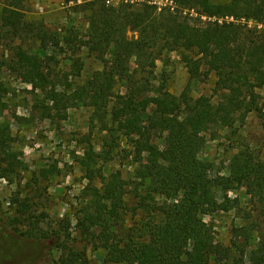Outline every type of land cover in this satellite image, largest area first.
Listing matches in <instances>:
<instances>
[{"label":"trees","instance_id":"obj_1","mask_svg":"<svg viewBox=\"0 0 264 264\" xmlns=\"http://www.w3.org/2000/svg\"><path fill=\"white\" fill-rule=\"evenodd\" d=\"M24 2L4 0L0 35L30 32ZM174 2L175 12L148 3L108 5L104 0H85L80 7L89 24L86 39L81 46L73 33L66 39L75 48L74 75L79 77L83 71V62L76 57L78 47L97 54L104 69L84 85L59 86L41 67L39 55L22 49L8 66L21 73L33 92L46 88L42 91L58 118L66 120L74 106L93 109L91 124L104 135L101 152H86L80 158L90 183L100 173L99 162L130 159L131 181L117 172L103 178L102 188L90 184L86 189L90 193L79 224L85 231L97 229L85 232L86 239L98 241L105 249L106 263L246 264L248 259L250 264H264V160L242 152L230 159L227 175L214 176L213 164L201 158L209 138L244 123L250 114L259 117L264 130V28H260L264 0ZM180 9L194 11L198 17L183 16ZM128 32L138 38L130 39ZM48 37L54 47H60L57 37L44 34L40 55L46 54ZM166 53L179 55L190 82L214 74L215 98H196L189 86L179 97L171 93L169 75L156 78L158 61ZM9 139L0 128V179H9L24 167ZM43 173L48 178L52 172ZM243 189L255 210L244 212L249 227L239 232L251 236L252 227L259 231L257 248L249 258L245 250L234 252L219 242L213 225L206 221L221 212L241 211V200L230 193ZM130 202L149 218L137 234L123 233L121 225ZM14 204L15 229L38 238L42 221L33 216L25 199L18 197ZM56 247H63L68 255L55 264H80L84 259L82 252L65 244Z\"/></svg>","mask_w":264,"mask_h":264},{"label":"rangeland","instance_id":"obj_2","mask_svg":"<svg viewBox=\"0 0 264 264\" xmlns=\"http://www.w3.org/2000/svg\"><path fill=\"white\" fill-rule=\"evenodd\" d=\"M91 1V0H86ZM108 5L121 2L141 4L155 2L160 9L178 8L174 0H104ZM216 3H229L231 0H213ZM85 0H25L24 21L30 32L22 36L0 35V128L9 135V145L16 150L24 163L23 169L9 179H0V264H55L63 256L64 249L56 247L65 244L69 250L80 251L84 259L80 264H108L105 262V249L94 239H86L85 232H96L93 227L84 228L79 224L90 191L88 186L103 187V178L121 172L123 179L131 181L133 166L129 160L117 157L111 162H99L100 169L90 183L80 165V158L86 152H101L103 133L91 124L93 109L88 106H74L67 111V119L56 116L52 103L42 90L33 92L32 85L19 72H14L8 64L17 60L16 54L22 49L29 54L39 55L41 67L59 86H81L96 72L104 69V64L95 53L86 47H78L76 57L83 62L81 76L73 71L74 46H68L66 39L73 33L76 43L81 46L89 28L88 20L80 7ZM4 0H0V15ZM183 16L198 17L194 11L182 10ZM207 21V18H203ZM250 27L254 23H249ZM264 28V25L260 26ZM32 30V31H31ZM57 37L60 47H54L48 37L46 54L40 55L43 45L41 36ZM40 35V36H39ZM130 39L138 34L128 32ZM111 59L112 57H108ZM156 78L169 75L168 88L180 96L189 86L194 97L215 98L217 78L214 74L193 82L185 64L177 53H166L158 61ZM134 66V63H132ZM158 82V80L156 81ZM53 116H51L52 114ZM249 152L264 160V130L256 114H250L244 123H236L233 128L222 130L216 139L209 138L201 158L214 166V176L227 175L229 161L239 153ZM57 168V169H56ZM44 170L52 172L48 178ZM25 199L31 206V213L42 221L38 238L21 235L12 224L16 217V198ZM231 198L241 200V211L221 212L206 221L214 227L216 238L224 246L237 252H249L257 248L258 230L252 227L251 236L242 235L241 228L249 227L244 222V212H254L245 190L230 193ZM130 202L129 211L121 225L126 231L137 234L149 218ZM254 214V213H253ZM27 230V226H20ZM246 230V229H244ZM247 231V230H246ZM63 246V245H62ZM247 263L250 264L248 259Z\"/></svg>","mask_w":264,"mask_h":264},{"label":"built area","instance_id":"obj_3","mask_svg":"<svg viewBox=\"0 0 264 264\" xmlns=\"http://www.w3.org/2000/svg\"><path fill=\"white\" fill-rule=\"evenodd\" d=\"M148 4H150V5H156L155 2H151V1L148 2ZM160 10H161V9H160ZM228 20H229V19H228ZM231 21H233V20H231ZM220 22H222V21H220Z\"/></svg>","mask_w":264,"mask_h":264}]
</instances>
